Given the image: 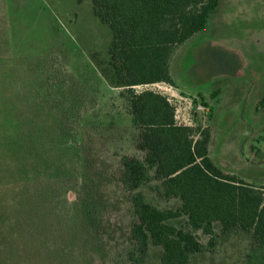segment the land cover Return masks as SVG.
<instances>
[{
	"label": "rangeland",
	"instance_id": "obj_1",
	"mask_svg": "<svg viewBox=\"0 0 264 264\" xmlns=\"http://www.w3.org/2000/svg\"><path fill=\"white\" fill-rule=\"evenodd\" d=\"M112 39L91 0H0V264H120L117 253L131 243L136 217L117 174L124 155L144 153ZM171 68L175 87L135 90L168 97L179 124L211 130L221 169L264 187V0H219ZM157 184L143 188L149 201L178 208ZM88 209L94 230L84 244L64 230L83 226ZM162 252L152 246L149 264H162ZM191 264H264V247L236 227Z\"/></svg>",
	"mask_w": 264,
	"mask_h": 264
},
{
	"label": "trees",
	"instance_id": "obj_2",
	"mask_svg": "<svg viewBox=\"0 0 264 264\" xmlns=\"http://www.w3.org/2000/svg\"><path fill=\"white\" fill-rule=\"evenodd\" d=\"M91 2L95 15L112 31V66L139 129L137 149L144 153L143 159L124 155L117 174L136 217L131 243L117 253L118 262L149 264L150 249L158 246L162 264H191L198 255L214 254L220 235L236 227L252 233L256 244L264 247V187L221 169L210 156L211 130L179 124L168 97L135 90L159 83L174 86L171 67L176 52L206 29L219 0ZM153 181L162 200L177 199L180 206L162 209L151 203L143 188ZM91 218L88 209L80 221L83 226L71 221L64 232L86 244L87 230H94ZM183 218L187 220L181 227L171 223ZM215 224L221 226L220 235ZM199 232L209 237L208 243L200 240Z\"/></svg>",
	"mask_w": 264,
	"mask_h": 264
},
{
	"label": "built area",
	"instance_id": "obj_3",
	"mask_svg": "<svg viewBox=\"0 0 264 264\" xmlns=\"http://www.w3.org/2000/svg\"><path fill=\"white\" fill-rule=\"evenodd\" d=\"M169 100H170V99H169ZM170 102H172V101L170 100ZM198 109H199V110H202L203 108H202L201 106H199ZM176 113H177V112H176ZM176 119H178V118H177V114H176Z\"/></svg>",
	"mask_w": 264,
	"mask_h": 264
},
{
	"label": "crops",
	"instance_id": "obj_4",
	"mask_svg": "<svg viewBox=\"0 0 264 264\" xmlns=\"http://www.w3.org/2000/svg\"><path fill=\"white\" fill-rule=\"evenodd\" d=\"M172 78H173V76H172ZM173 81H174V87L177 85V83H176V81H175V79L173 78ZM171 86V85H170ZM181 89V88H180ZM210 147H211V145H210Z\"/></svg>",
	"mask_w": 264,
	"mask_h": 264
}]
</instances>
